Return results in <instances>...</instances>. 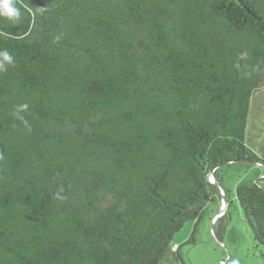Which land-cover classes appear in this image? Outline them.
Wrapping results in <instances>:
<instances>
[{"label":"trees","instance_id":"16d2710c","mask_svg":"<svg viewBox=\"0 0 264 264\" xmlns=\"http://www.w3.org/2000/svg\"><path fill=\"white\" fill-rule=\"evenodd\" d=\"M16 5L18 23L0 18L15 60L0 68V264H173L174 235L216 200L212 172L222 189L223 164L264 175L246 141L264 0ZM236 198L264 247V189Z\"/></svg>","mask_w":264,"mask_h":264},{"label":"rangeland","instance_id":"374dc122","mask_svg":"<svg viewBox=\"0 0 264 264\" xmlns=\"http://www.w3.org/2000/svg\"><path fill=\"white\" fill-rule=\"evenodd\" d=\"M246 141L257 152L264 147V85L251 98ZM262 172L261 166L245 162L220 166L218 176L226 196L218 189L216 200L206 204L198 222H187L174 235L179 258L172 259L173 264H264V247L254 242L236 198V186L242 182H256L264 189ZM214 179L215 172L209 175L210 183ZM221 193L227 201L224 207ZM191 235L193 243L187 242Z\"/></svg>","mask_w":264,"mask_h":264},{"label":"clouds","instance_id":"9594fccd","mask_svg":"<svg viewBox=\"0 0 264 264\" xmlns=\"http://www.w3.org/2000/svg\"><path fill=\"white\" fill-rule=\"evenodd\" d=\"M27 7V5H24ZM0 18L6 19L13 24L18 23L22 18V12L19 7L16 5V0H0ZM15 63L14 56L7 49H0V68L5 64L12 65ZM28 109V104H21L18 106L15 115L18 119L23 121L26 127L28 125L27 120L24 119L20 113ZM175 248V247H174Z\"/></svg>","mask_w":264,"mask_h":264},{"label":"water","instance_id":"95a60500","mask_svg":"<svg viewBox=\"0 0 264 264\" xmlns=\"http://www.w3.org/2000/svg\"><path fill=\"white\" fill-rule=\"evenodd\" d=\"M239 162H243V161H239ZM213 173V172H212ZM212 183L217 187V189H220L221 191V187H220V184L218 183L217 180H212ZM256 183V182H255ZM222 192V191H221ZM221 200H222V207H224L226 205V199H225V196L223 193H221ZM222 211V210H221Z\"/></svg>","mask_w":264,"mask_h":264},{"label":"built area","instance_id":"2783aa9c","mask_svg":"<svg viewBox=\"0 0 264 264\" xmlns=\"http://www.w3.org/2000/svg\"><path fill=\"white\" fill-rule=\"evenodd\" d=\"M174 247H175V245H174Z\"/></svg>","mask_w":264,"mask_h":264}]
</instances>
